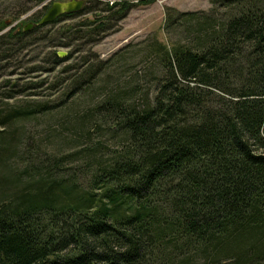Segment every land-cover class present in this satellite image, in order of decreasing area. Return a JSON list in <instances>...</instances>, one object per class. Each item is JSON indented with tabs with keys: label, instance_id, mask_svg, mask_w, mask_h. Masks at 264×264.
Here are the masks:
<instances>
[{
	"label": "trees",
	"instance_id": "obj_1",
	"mask_svg": "<svg viewBox=\"0 0 264 264\" xmlns=\"http://www.w3.org/2000/svg\"><path fill=\"white\" fill-rule=\"evenodd\" d=\"M86 3L96 17L67 31L73 40L118 27L134 5ZM211 3L166 8V31L181 33L145 50L152 92L105 94L79 121L106 124L111 146L84 140L16 171L13 124L51 106L0 114V264H264V0ZM13 30L0 44L20 40ZM99 69L86 68L71 95Z\"/></svg>",
	"mask_w": 264,
	"mask_h": 264
},
{
	"label": "rangeland",
	"instance_id": "obj_2",
	"mask_svg": "<svg viewBox=\"0 0 264 264\" xmlns=\"http://www.w3.org/2000/svg\"><path fill=\"white\" fill-rule=\"evenodd\" d=\"M51 1L0 0V23L7 24L0 35L13 27V34H21L18 42L0 44L4 54L11 48L9 57L0 61V114L10 106L36 102L51 106L13 124L12 135L18 146L9 163L16 171L33 165L35 157L72 151L84 140H88L86 144L102 141L111 146L106 124L100 122L102 126L96 131L92 119L83 124L79 121L105 94L121 92L133 97L146 89L152 92L151 81L157 69L145 60V50L152 39L170 45L181 33L180 29L166 31V8L176 13L208 12L213 7L211 0H154L146 4L131 0L134 5L118 27L101 35L94 33L92 39L73 40L67 31L78 29L81 22L96 15L81 10L42 27L32 25L43 15V5L49 6ZM217 9L219 14L224 11L221 7ZM53 52L60 59L58 63L52 61ZM89 66H99L101 70L96 81L71 95L78 89L73 81L80 79ZM30 150L33 155L28 153Z\"/></svg>",
	"mask_w": 264,
	"mask_h": 264
},
{
	"label": "water",
	"instance_id": "obj_3",
	"mask_svg": "<svg viewBox=\"0 0 264 264\" xmlns=\"http://www.w3.org/2000/svg\"><path fill=\"white\" fill-rule=\"evenodd\" d=\"M85 3L86 0H52L46 11L36 22V25H43L52 22L58 16L65 13L79 12L83 9Z\"/></svg>",
	"mask_w": 264,
	"mask_h": 264
},
{
	"label": "flooded vegetation",
	"instance_id": "obj_4",
	"mask_svg": "<svg viewBox=\"0 0 264 264\" xmlns=\"http://www.w3.org/2000/svg\"><path fill=\"white\" fill-rule=\"evenodd\" d=\"M65 14H70V13H65ZM40 19V18H39ZM37 22V21H36ZM36 22L33 23V21L31 22L32 25H36Z\"/></svg>",
	"mask_w": 264,
	"mask_h": 264
}]
</instances>
